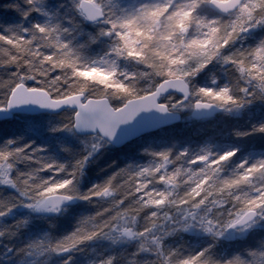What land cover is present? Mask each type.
I'll return each mask as SVG.
<instances>
[{"label": "trees", "instance_id": "trees-1", "mask_svg": "<svg viewBox=\"0 0 264 264\" xmlns=\"http://www.w3.org/2000/svg\"><path fill=\"white\" fill-rule=\"evenodd\" d=\"M94 1L104 21H114L111 31L130 44L131 54L122 45L112 48L104 30L90 31L77 0H0L2 101L22 82L54 98L83 93L118 106L180 74L195 97L224 111L198 121L184 115L183 127L165 128L174 130L161 135L154 150L170 158L179 154L177 167L166 172L162 161L147 154L140 163L146 171L138 176L129 171L109 177L105 162L82 170L78 163L86 150L79 139L88 136L55 131L49 142L36 145L65 149L56 154L47 147L41 156L33 142L22 145L29 134L22 138V130L8 125L11 120L0 121L3 139L17 140L22 153L14 160L0 156V186L9 185L0 197V264H163L165 258L170 264H264V0L233 25L229 15L209 10L207 0ZM248 27L250 34L239 39ZM88 69L90 74H82ZM172 97L187 108V102ZM70 123L71 117L63 130ZM158 133L140 137V146L148 147ZM132 143L123 148L133 155ZM10 161L19 175L12 186L5 170ZM63 179L81 183L86 194L78 207L65 218L26 222L27 194L48 195L55 189L69 199ZM157 198L164 202L156 215L167 223L146 225L140 200ZM99 199L108 200L106 209L99 208ZM13 209L17 214L7 217ZM249 209L257 211L254 225L222 244L219 234ZM218 214L221 221L213 223ZM186 223L199 225L201 232L177 239L173 229ZM114 228L133 229L132 239ZM113 240L122 242L113 245ZM82 250L92 253L80 259Z\"/></svg>", "mask_w": 264, "mask_h": 264}, {"label": "rangeland", "instance_id": "rangeland-1", "mask_svg": "<svg viewBox=\"0 0 264 264\" xmlns=\"http://www.w3.org/2000/svg\"><path fill=\"white\" fill-rule=\"evenodd\" d=\"M92 3L98 5L94 0H90ZM262 0H245L244 4L240 7V9L237 12H234L232 14L229 15L228 17V24L233 25L234 23L238 22L239 20H241V16L244 13H250L252 11H254L255 9H257L259 7V4ZM99 6V5H98ZM101 7V6H100ZM112 23H114L113 20H109L108 24L105 21H102L101 24L102 26H98L97 24H93L91 25V27L89 28L90 31L97 32L100 29L104 30V34L107 37V40L109 42H112V48H116L119 45L124 46V48L126 47V50L129 54H131V46L130 44L127 43V41L125 42L126 44L121 43L120 41H118L117 37L114 35V32L111 31L112 28ZM114 25V24H113ZM101 27V28H100ZM251 32L250 28H246L243 32H241V35L239 36V39H244L246 37V35H249ZM125 36L127 34H124ZM134 36H131V38H133ZM125 38V37H123ZM172 65V64H171ZM178 70V67H175ZM172 69H169V71H171ZM90 72H92V70H85L84 73L82 74H90ZM115 76V74H114ZM176 76H181L180 74L176 75ZM116 77V76H115ZM174 77V76H171ZM120 78V77H119ZM118 78V80H119ZM203 89V88H201ZM198 92V91H197ZM192 96H194V93H192ZM194 100H201L199 97H195L194 96ZM163 101L173 110L181 112L183 114V116H187V113L189 112L190 108H191V103L187 104V108H183L182 106L179 105L178 101L176 99H174L173 97H165L163 98ZM4 104V101H2L0 99V106H2ZM117 107V106H115ZM186 107V105H185ZM187 111V112H186ZM71 117V112L69 111H65L63 113H60L58 115H46V114H40V115H24V114H18L15 117H13L11 119V122L8 125H12L17 129L22 130L23 132L22 134V138H25V133L29 134V137L25 138V141L22 139V145L25 143L28 145V143L33 142V146H35L37 149H40L41 146L36 145V142H42V143H47L50 141L49 138L52 139V135L55 131H57L58 136H62V132L65 135H72L71 132V124H69L68 129L63 130V127L65 125V122L68 121V118ZM178 126L183 127L184 123H180L177 124ZM174 129H169V130H159L158 132V136L156 138V141L154 142H150L148 147L144 146H140V144L143 142V140H135L133 141V143L131 144L132 147L135 149V151L133 152L134 154L132 155L130 152V148L126 147V148H113L112 146L108 145L106 142H104L103 140L99 139L98 137H92V136H88V137H83L79 140H81V143L83 144V146L85 147L86 153L82 156V160L78 163L79 165H81L80 167L82 168V170H85L86 168H93L94 166H99L101 165L103 162H105L104 164V172H107V174H109V177L112 176H116L119 174H125L126 172L132 171L134 174H136V176L141 175L143 172L146 171V169H142L140 168V163L143 161L142 158L143 156L147 155V154H151V156H154L155 160L158 161V163L160 161H162V169H164V171H168L170 170L172 167H177V163L178 158H179V154H176L173 157H169L167 154L162 153L160 155H162V159H160V155L158 152V150H154L157 149V143L159 142V138L161 137V135H165V134H169L171 131H173ZM2 128L0 126V156L2 157H7V158H11L12 160H14V158H16L18 155V141L16 140V142L11 141L8 142L6 140L3 139L2 137ZM151 137V136H150ZM32 146V147H33ZM43 149L39 150V155H43L46 153V148L50 147L51 150H53L54 152H56V154H59L61 151H63L65 148L64 147H59V146H43ZM142 147V148H141ZM162 147V146H161ZM148 152V153H147ZM154 154V155H153ZM167 155V158L165 157ZM135 156V160H133L132 158ZM261 160V159H260ZM120 161H124V169L123 170V166L122 164H120ZM264 160L260 161V163L263 164ZM264 165V164H263ZM6 177L8 178V182L10 183V185H14L15 180L18 178V173H16V167L13 163V161H10L9 163H7L6 165ZM131 172V173H132ZM18 175V176H17ZM167 175V173L165 174ZM168 177V175H167ZM6 179L3 180V182L5 183L7 181ZM18 180V179H17ZM61 186L62 188L65 190V192H67V196L70 198L69 203L67 204H60L59 206H56L55 208H50L49 206L46 208H40L38 206V203L41 202L42 200H44L45 196H52V195H57L59 193L55 192V189L50 191V193L48 195L44 194H40V192L35 191V193L33 194H27L26 198H25V208L28 209V215H27V221L26 222H33L37 219L40 218H45L46 216L52 215V216H60V217H64L65 215L68 216L69 212H72L75 210L76 207H78V205L81 203L80 198H84L85 196V191H83V187L82 185L78 184L76 181H72L71 179H63L60 180ZM6 186H0V197H2L4 195V192L6 189L9 188L8 184H4ZM125 183H123V187H124ZM102 186V183H99V186L96 187V189L99 191V188ZM126 187V186H125ZM94 187L91 186L90 187V191H93ZM134 191H137L135 189V187L133 186ZM96 192V191H95ZM61 194V193H60ZM96 195V194H95ZM94 195V196H95ZM142 201V205H140V209L144 210L146 213V216L144 215V217H142V222L145 223L146 225H156V224H164L167 223V220L163 218L162 214L160 213V215H156V211H159L160 209H162V202H164V199L161 198H157L155 200H140ZM99 208L102 209V207H104L106 209V205L109 204L108 200L105 199H99ZM107 203V204H106ZM22 207H20L21 209ZM17 209V208H15ZM13 209L12 211H9L6 216L7 217H13L14 215L17 214L16 210ZM185 217L187 218V211L186 213L184 212ZM66 216V217H67ZM220 214H218L217 217L212 218L213 219V223H219V221H221L220 219ZM183 220V219H182ZM165 221V222H164ZM131 222V220H130ZM159 222V223H156ZM164 222V223H163ZM228 222H226V224H224L225 226L227 225ZM114 223H111V225H114ZM124 224V222H123ZM254 225V222H252L251 224H249L248 226L244 227L241 230H237V231H226L223 232L221 234H219V238L222 239L221 243H228L226 242L227 240H232L235 239L236 236H238L239 234H241L242 232H244L245 230H247L249 227H252ZM203 228V227H202ZM123 229V230H122ZM120 231L117 228H114V232L120 231L121 235H123L125 237V231L124 228H122ZM127 230V229H125ZM174 233H175V237L177 239H187V237L189 235H192L194 233H198L201 232V228L199 225H195V224H183L181 227L178 228H174ZM130 231V229H129ZM132 233L133 229L131 230ZM132 233L130 236V239H132ZM121 240L120 241H112L113 245H119L121 244ZM92 251H90L89 253H84V250H82L81 252H79L77 257H80V259L86 257L87 254H91ZM76 257V258H77ZM78 259V258H77ZM164 259V258H163ZM162 259V261H163ZM108 260V259H106ZM84 264H100V263H94L93 261H89L86 260ZM101 264H110V260H108L107 262H102ZM163 264H170L167 261V258L164 259ZM187 264H194L192 262H187Z\"/></svg>", "mask_w": 264, "mask_h": 264}, {"label": "water", "instance_id": "water-1", "mask_svg": "<svg viewBox=\"0 0 264 264\" xmlns=\"http://www.w3.org/2000/svg\"><path fill=\"white\" fill-rule=\"evenodd\" d=\"M244 0H208L207 6L220 14L233 13ZM78 10L88 23L104 19L102 9L89 0H79ZM175 94L187 101L190 97L188 84L181 77L160 81L153 90L129 98L118 107H113L105 97L85 98L82 93L52 98L45 90L29 88L23 83L16 84L10 91L4 106L0 107V120L13 114L37 115L58 114L72 111L71 129L76 135L96 134L112 147L118 148L141 135L156 131L181 121V114L172 111L161 101V97ZM223 110L212 102L196 100L189 112L191 119L200 120L214 117ZM65 198L53 196L39 205L56 206ZM256 216L255 210L245 211L227 229L241 227ZM130 237V233L127 232Z\"/></svg>", "mask_w": 264, "mask_h": 264}, {"label": "bare ground", "instance_id": "bare-ground-1", "mask_svg": "<svg viewBox=\"0 0 264 264\" xmlns=\"http://www.w3.org/2000/svg\"><path fill=\"white\" fill-rule=\"evenodd\" d=\"M20 83H22V82H20ZM18 84V83H17ZM24 84V83H23ZM16 85V84H15ZM18 151V156L16 157V158H18L19 159V157L22 155V153L20 152V150L19 149H17ZM27 154L29 155V153H28V150H27ZM40 159V158H39ZM38 158H36V164H39V163H41V160H39Z\"/></svg>", "mask_w": 264, "mask_h": 264}]
</instances>
